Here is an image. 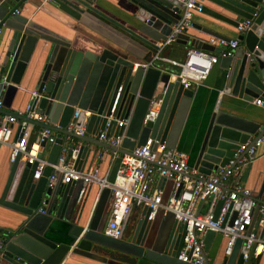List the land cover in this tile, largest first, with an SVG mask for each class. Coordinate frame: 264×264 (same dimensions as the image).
Instances as JSON below:
<instances>
[{"label": "water", "instance_id": "water-1", "mask_svg": "<svg viewBox=\"0 0 264 264\" xmlns=\"http://www.w3.org/2000/svg\"><path fill=\"white\" fill-rule=\"evenodd\" d=\"M11 1L18 0H0V29L7 31L0 49V97L16 85L23 89V106L28 102L30 91L34 90L39 95L33 98L31 107L45 114L48 123L31 119L28 122L54 132L47 162H54L63 149L67 158L73 159L75 167L81 170L82 162L89 156V143L122 153L142 145L147 137L163 141L166 155L177 150L194 95L190 88H182L172 77L171 68H144L141 65L146 63L145 57L133 66V58L117 49L105 45L82 47L75 40L49 35L32 19L14 13L16 8L11 6ZM51 1L81 23L96 15L109 20L93 6L92 0ZM116 1L141 23L137 31L154 41L156 38L149 34V28L158 31L164 39L171 30V24L179 19V6L175 0ZM204 1L206 3H203L200 13L234 28L245 19L250 21L246 30L236 32L239 44L232 54L220 56L216 61L221 69L219 90L242 102L259 99L264 107V0ZM189 28L211 37L229 39L192 22ZM187 30L179 33L175 42L220 52L221 48L209 44L207 38H198ZM152 95L158 101L156 116L152 121L142 123ZM220 98L213 99L207 115L200 120V133L193 139L195 152L188 165L203 174L221 167L239 144L252 142L264 132L262 123L242 116L258 118L245 109L244 104L235 101L224 104ZM75 112L77 117L71 119ZM13 114L18 119L24 118L15 112ZM107 118L110 130L113 129L114 134H122L118 147L96 138ZM116 120H126V124L116 126ZM69 121H73L74 127L83 125V132L67 130ZM44 145L42 141L39 151ZM253 155L249 154L247 158L251 160ZM119 159L118 155L113 159L109 156L108 182L113 180ZM249 166L247 163L245 171ZM32 169L33 165L19 161L18 156L8 162L6 179L0 187V206L10 214L11 223L7 226L0 223V238L3 239L0 264H59L69 254L108 264H191L176 258L184 229L171 213H166L173 218L170 229L166 238H161L158 232L151 236L150 220L147 219L149 210L145 206L140 208L131 228L126 230L131 211L129 206L118 236L109 237L102 232L106 222L108 187L101 190L96 187V201L87 216L78 202L80 181H74L77 184L75 188L71 183L57 180L51 189H47L45 183L50 168L45 167L36 180L30 178ZM221 203L222 200L215 203L213 218ZM39 206L43 212L37 210ZM234 214L232 212L229 216L228 223ZM263 230L264 224L261 232ZM214 234L211 230L205 231L202 240L205 251ZM243 252L241 239L237 238L230 253L222 254L219 264H243Z\"/></svg>", "mask_w": 264, "mask_h": 264}, {"label": "built area", "instance_id": "built-area-1", "mask_svg": "<svg viewBox=\"0 0 264 264\" xmlns=\"http://www.w3.org/2000/svg\"><path fill=\"white\" fill-rule=\"evenodd\" d=\"M47 2L51 0H41ZM95 1V0H92ZM179 6V19L173 25L170 32L159 43L163 48L175 41L179 33L188 29L193 15L200 13L204 0H175ZM18 13V9L14 10ZM250 21L245 19L235 27L236 32L248 28ZM209 44L221 48L219 53H209L203 49L189 48L182 59L160 57L173 69L172 77L176 79L182 88H192L198 85L209 73L212 65L220 56H230L238 46L236 37L228 40L209 36ZM158 54H154L157 58ZM159 58V57H158ZM148 63L141 66L146 68ZM39 95L34 91L29 92L28 102L23 110L16 111L23 119H18L15 114L9 113L0 120V144L9 148L8 161H13L17 156L19 160L33 165L30 178L36 180L41 176L45 167L50 168L45 187L51 189L57 180L61 183L80 181L78 195L84 191L89 183H95L98 190L109 188L108 216L102 228L103 234L109 237H117L121 222L128 211V207L141 208L145 206L149 212L147 219L151 220L157 212L162 215L171 213L173 218L183 225L182 245L177 259L191 264H205L206 251L203 249V235L206 230L219 234L223 240L222 254L228 255L237 238L241 239V247L244 249L242 259L248 260L250 256L261 252L264 246V238L258 236L254 229L264 224V191L252 195L250 190L240 183L238 171L247 162V155L254 154L255 149L264 137L260 136L252 142L245 141L238 145L226 163L209 174H203L190 167L186 154L180 150H171L166 155L165 143L157 138L147 137L142 145L134 146L131 150L119 153L115 149H109L110 158L119 156V164L113 180L108 182L106 176L97 175V163L86 170L77 169L73 159L67 158L62 149L54 162H47L38 156L39 145L42 141L51 144L54 141V132L48 127H40L33 134L28 129V120L48 123L45 114L31 107L33 98ZM255 104H261L259 99H254ZM3 102L0 97V109ZM158 110V101L151 96L143 115L142 123L152 121ZM77 117V112L71 115V119ZM13 124L17 128L13 130ZM126 124V120H116V126ZM67 130L81 134L83 125L74 127L73 121H69ZM107 132V134H106ZM15 133L14 136H12ZM98 139L105 144L118 147L122 134H114L110 130L109 118L105 120L103 129L98 133ZM98 154L95 160H99ZM169 180L171 189L168 196L162 198V190L155 181ZM154 184L155 187L150 186ZM218 200H222L219 211L213 218V208ZM202 207L204 208L201 211ZM43 212L41 206L37 208ZM235 212L234 218L229 222V216ZM226 218L224 219L225 215ZM224 220V222H223ZM3 251V239L0 238V255Z\"/></svg>", "mask_w": 264, "mask_h": 264}, {"label": "crops", "instance_id": "crops-1", "mask_svg": "<svg viewBox=\"0 0 264 264\" xmlns=\"http://www.w3.org/2000/svg\"><path fill=\"white\" fill-rule=\"evenodd\" d=\"M203 3L205 4L206 2L204 1ZM11 6L18 9V13L35 21L36 26L49 35L66 40H75L78 45H83L84 47L105 45L109 48L117 49L118 51L124 53V55L133 58V66H136L135 62L145 57V60H147L146 63H148L147 67H163L165 69H173L166 61L160 59V57L179 60L184 57V53L187 49L194 48L190 47L188 44L182 45L175 41L163 48H160L159 43L163 37L158 33V31L150 28L148 31H151L149 34L152 33V35L155 36V41L137 31L138 28H141V23L135 20L130 15L131 13L127 12L116 0H95L93 2V6L103 13L110 21L96 15L94 17L91 16L87 18L86 22L83 23L74 20L65 14L63 11L58 9L57 4L52 1L41 2L40 0H18L11 1ZM227 15L232 16L229 13H227ZM191 22L199 27L211 28L215 32L228 38L236 37L237 34L234 27L203 13H196L193 15ZM173 25L174 24H171V28ZM187 31L189 33L196 34V36L201 39L209 37L207 34L195 30L194 28H188ZM6 33L7 31L4 28L0 29V49L5 40ZM144 40L154 45V47L148 45ZM155 53L158 54L159 58H154ZM220 73L221 69L218 66V62H216L212 65L207 76L198 85L190 88L194 95L193 103L191 104L190 111L186 117L183 130L180 133V141L177 143L176 147L177 150L186 154L188 164L190 163L191 155L195 152L196 145L193 139L195 136L199 135L202 128L200 120L204 117V115H207L215 97H221L220 100L221 102L223 101L224 104L231 101L244 104L245 109L250 110L255 115H258V118L252 116L247 117L244 114L241 115L264 125L263 106L255 104L253 102L254 99L251 102H242L235 97L222 93L219 90L220 85L218 77ZM20 87H22V85ZM1 99L3 107L0 109V120L5 114L21 111L24 108V92L23 89L19 88L17 85L16 87H12L4 91ZM27 127L32 134L40 128V126L35 123H28ZM16 128V124H13L14 132ZM14 135L15 133L12 136ZM262 136L264 137V132ZM96 138L98 139V136H96ZM50 145L51 144H45L41 151L38 152V156L40 158L46 160ZM88 148L90 149L89 156L82 162L81 169L86 170L91 167L95 161L97 163V175L99 177L106 176L111 164V160H109V149L104 145H96L92 143L88 144ZM8 152V146L0 144V187L3 185L8 171ZM98 154L101 155V158L96 161L95 158ZM247 163H249L250 166L248 170L245 171ZM237 176L240 183L246 186L252 195H256L261 191H264V141L256 147L253 158L251 160H247V162L238 171ZM155 181L157 183H155ZM69 183H71L73 187H77V184L74 181ZM154 183L156 187L159 185V188L162 190V198L165 199L170 192L171 182L166 179L160 181L154 179ZM155 185L152 184L150 187L154 188ZM78 187L80 188V186ZM96 187L97 185L95 183H89L86 185L81 195H78V202L81 203V209L83 212H86L87 216L90 215L96 201V195L98 193ZM203 209L204 208L202 207L201 211H203ZM139 210L140 208L132 207L126 221V230L131 228L133 220L137 216ZM7 213L8 211L0 206V223L4 225L6 224V226L11 223V216ZM107 216L108 205L106 210V220ZM172 220L173 218L170 214L162 215L161 212H157L150 220L149 231L151 236H154L158 232V235H160L161 238H166ZM254 229L258 236L264 238V230L261 232L262 226H257ZM223 242V238L219 234L215 233L206 251L207 264H219L221 257L223 256ZM59 264L108 263L98 262L78 255L69 254L65 255ZM243 264H264V246L260 253L256 255L252 254L248 260L244 261Z\"/></svg>", "mask_w": 264, "mask_h": 264}]
</instances>
